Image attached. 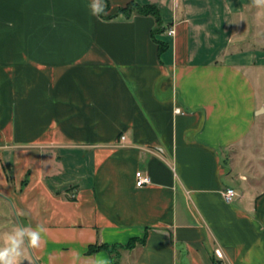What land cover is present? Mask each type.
<instances>
[{
  "label": "crops",
  "instance_id": "obj_1",
  "mask_svg": "<svg viewBox=\"0 0 264 264\" xmlns=\"http://www.w3.org/2000/svg\"><path fill=\"white\" fill-rule=\"evenodd\" d=\"M135 1L163 51L152 14L0 0V200L45 228L19 264H264V9Z\"/></svg>",
  "mask_w": 264,
  "mask_h": 264
},
{
  "label": "clouds",
  "instance_id": "obj_2",
  "mask_svg": "<svg viewBox=\"0 0 264 264\" xmlns=\"http://www.w3.org/2000/svg\"><path fill=\"white\" fill-rule=\"evenodd\" d=\"M251 6L264 9V0H251ZM88 7L93 16L99 17L106 14L105 0H91ZM44 232L43 225H37L36 227L28 225L18 226L11 232L6 233L0 241V264H19L25 245L33 249L40 248Z\"/></svg>",
  "mask_w": 264,
  "mask_h": 264
},
{
  "label": "trees",
  "instance_id": "obj_3",
  "mask_svg": "<svg viewBox=\"0 0 264 264\" xmlns=\"http://www.w3.org/2000/svg\"><path fill=\"white\" fill-rule=\"evenodd\" d=\"M125 14L126 16H131L133 13H138V14H152L156 17L157 20V24L153 29V36L154 38L157 40L158 42V46H159V51H163L164 49L167 48L168 44L163 41V40H159L156 38V34L159 32L163 31V24H162V19H161V14H160V8L158 5L154 4V3H139L135 0H131L130 2H128L126 5L121 6L116 14L114 15H118V14ZM114 15H109V16H105L106 18H111L114 17ZM145 241V237L144 238H132L127 244H123V245H109L106 243H96V244H92L89 248L90 252L99 250V249H108L109 251H111L112 253L114 252L115 249H117L118 247H127V248H132L135 245H137L138 243H143ZM114 263L115 264H119V259L117 258V256L114 254ZM216 264H220V262H217Z\"/></svg>",
  "mask_w": 264,
  "mask_h": 264
},
{
  "label": "built area",
  "instance_id": "obj_4",
  "mask_svg": "<svg viewBox=\"0 0 264 264\" xmlns=\"http://www.w3.org/2000/svg\"><path fill=\"white\" fill-rule=\"evenodd\" d=\"M176 31L175 27H170L168 29V32L170 34H174ZM177 111L180 112L181 109L180 108H177ZM122 138L124 139L125 138V135L122 136ZM136 176H137V180H136V183L138 186H143L149 182H151V176L144 172L143 170L139 169L137 172H136ZM231 190V191H229ZM240 195V192L234 188V187H227L224 189V196H225V199L229 202L231 201H234L237 197H239ZM215 254L216 256L221 260L220 264H228V262H226L225 260V252H224V249L221 247V246H217L215 248Z\"/></svg>",
  "mask_w": 264,
  "mask_h": 264
},
{
  "label": "rangeland",
  "instance_id": "obj_5",
  "mask_svg": "<svg viewBox=\"0 0 264 264\" xmlns=\"http://www.w3.org/2000/svg\"><path fill=\"white\" fill-rule=\"evenodd\" d=\"M1 198V197H0ZM11 206L9 202L0 200V241H2L3 236L11 232L15 225L19 224L18 218L10 210Z\"/></svg>",
  "mask_w": 264,
  "mask_h": 264
}]
</instances>
